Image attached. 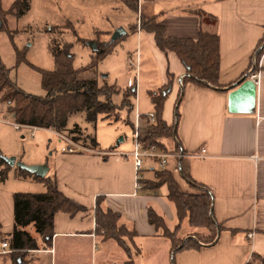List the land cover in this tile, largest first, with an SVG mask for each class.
Returning <instances> with one entry per match:
<instances>
[{
	"label": "crops",
	"instance_id": "0c3cea01",
	"mask_svg": "<svg viewBox=\"0 0 264 264\" xmlns=\"http://www.w3.org/2000/svg\"><path fill=\"white\" fill-rule=\"evenodd\" d=\"M143 3L145 14L141 15L145 18L159 16L167 37L196 40L203 31L219 38L221 91L194 85L185 88L179 106L176 138L188 159L192 180L212 194L213 217L222 230L213 244L177 252L172 262L171 242L147 219V209L152 208L168 229L173 230L178 223L175 207L167 200L165 186L164 194L160 193L163 187L157 191L137 189L130 156L131 160L118 157L102 160L93 153H61L55 156L53 168H48L46 175L52 172L58 190L87 211L73 217L56 214L49 248L44 247L38 235H31L37 240L38 250L28 252L26 264L39 255L53 257L58 248L61 258H79L97 241L104 247L99 264H105L109 255L114 257L113 247H119L118 244L96 233L97 197L102 199V210L118 213V225L134 232L129 243L138 254L139 264H248L252 254L264 259V52L258 64L254 56L264 38V0H190L168 10L157 0ZM196 12L213 18L215 23L209 18L207 21L214 24L208 26ZM131 33L140 39L138 62L144 54L158 69V89L168 85L171 78L162 118L172 125V110L185 68L174 53H164L156 47L153 34L140 29ZM244 84L250 85L243 88ZM139 115H153V106L149 115ZM176 166L175 160L169 159L166 169L173 173L180 191L192 193ZM198 234L207 235L208 231L190 233L185 240ZM1 255L9 256V252L1 251ZM112 262L123 264L126 261L121 262L117 254Z\"/></svg>",
	"mask_w": 264,
	"mask_h": 264
},
{
	"label": "trees",
	"instance_id": "16d2710c",
	"mask_svg": "<svg viewBox=\"0 0 264 264\" xmlns=\"http://www.w3.org/2000/svg\"><path fill=\"white\" fill-rule=\"evenodd\" d=\"M120 1L127 9L134 13L137 12V0ZM29 7L30 0H14L7 10H3L0 0V30L7 17L19 19L29 10ZM196 14L202 21L210 18L200 12H196ZM210 19L215 23L213 18ZM56 28L62 31L68 27ZM137 28V25H135L133 31ZM139 29L153 34L156 47L161 52L174 53L185 68V74L180 83L179 96L174 107L175 122L172 125H168L162 118L164 102L171 83L170 78L168 85L150 93L154 121L150 122L147 116H141L140 119L145 122V125L138 130V141L143 147L152 145L160 152L178 155L174 159L177 164L175 169L193 191L192 193L180 191L172 172L167 169L155 170L153 167L149 168V171L153 173L154 179L140 178L138 180L141 187L148 191H157L165 186L167 189V200L175 207L178 223L173 230L167 228L163 218L152 208L147 209L148 222L157 231H161L162 236L171 242L173 262V256L177 252L198 250L203 245L213 244L217 234L222 230L221 225L213 217V196L205 186L192 180L188 169V159H186V154L176 138V127L180 116L179 106L185 88L188 85H194L221 91L222 86L218 83L220 63L219 38L216 34L203 31L199 33L196 40L167 37L157 15L148 18L141 17L139 19ZM125 36L126 34L120 39ZM116 41L97 45V50L92 56L91 62L85 67L74 68L70 46L51 40L49 51L54 61V69L52 71H44L30 65L41 76L40 85L44 91V96L31 95L20 89L10 78L8 70L0 62V104L6 106V111L12 116L15 125L35 127L54 132L63 131L68 118L80 112L84 113L85 121L88 123H95L98 117L117 121L121 110H126L129 113L133 110V100L136 95L134 87L120 90L115 85H108L104 80L99 82L96 78L80 79L82 74L96 70L98 63L113 51ZM261 44L262 46L257 48L258 50L254 54L255 64H258V60L264 52V38ZM23 61V53L18 52L16 63L19 64ZM256 68L255 65L254 71ZM118 94H121L122 99L119 105H115L112 102V97ZM127 124L134 131V124L129 121ZM73 131L77 132V129ZM73 139L79 140L78 137ZM166 140L173 142L170 150L164 144ZM90 143L93 147H96L94 138H90ZM157 161L155 159L153 161L154 164ZM5 163L0 152V169ZM6 175L7 170H0L1 181L6 178ZM16 177L20 179L30 177L42 183L45 187L44 193H14L12 196V232L8 235L4 234L0 225V248L3 243L8 245L10 264H26L28 262V252L38 250L37 240L25 231L27 226L32 225L35 233L41 238L44 247L49 248L54 234L53 223L55 215L62 213L73 217L80 212H86L87 209L65 197L58 190L54 176L46 175L44 178H38L18 169ZM101 202L102 199L97 197L94 210L96 233L102 234L104 239L114 240L124 250L128 260L123 264H133L132 254L125 240L132 239L134 232H128L123 226H119L120 215L110 209L102 210L100 207ZM185 218L188 220L190 227L205 229L208 234L194 235L186 240L177 238L176 232L180 228L181 221ZM248 264H264V259L257 254H252Z\"/></svg>",
	"mask_w": 264,
	"mask_h": 264
},
{
	"label": "rangeland",
	"instance_id": "374dc122",
	"mask_svg": "<svg viewBox=\"0 0 264 264\" xmlns=\"http://www.w3.org/2000/svg\"><path fill=\"white\" fill-rule=\"evenodd\" d=\"M157 1L164 10H168L189 3L190 0ZM13 2L14 0H1V8L7 10ZM141 5V9L138 8L134 13L120 0H30L29 10L19 19L7 17L0 30L1 64L8 70L10 78L20 89L35 96H44V91L40 85V74L30 65L44 71L54 69V61L49 51L51 40L69 45L70 53L73 55V67L80 68L87 66L95 53L89 46L91 42H95L96 45L109 42L118 28L128 31L126 37L116 41L113 51L98 63L96 70L82 74L80 79L96 78L99 82L104 80L108 85H115L120 90L136 87L133 110L130 113L121 110L117 121L98 117L95 123L86 122L84 113H76L68 118L65 129L60 132L69 138L78 137L77 141L80 144L94 149L102 160L112 157L131 160L129 156L134 150L135 138L134 131L127 122L135 125L137 115H149V111L152 110L150 93L156 92L159 87V74L155 63L144 54H141V60L139 58V62H136V56L140 52V39L131 32L143 17L141 14H145L143 10L145 5L144 3ZM204 21L206 24L208 22V26L212 24L211 20V22L206 19ZM63 26L68 28L62 31L56 28ZM18 52L24 55V61L19 64L16 63ZM128 83L131 85L129 86ZM121 99V94H118L112 97V102L119 105ZM171 119L174 123V110ZM144 125L145 122L140 119L139 128ZM74 129H77V132H74ZM90 138L95 139L96 147L91 145ZM164 144L169 150L173 146L171 140L164 141ZM61 145L52 132L36 130L31 136V131L28 129L17 130L12 116L6 111V106L0 104V152L5 161L13 158L14 163L25 166L44 165L52 170L55 156L61 154ZM152 167L155 170H162V167L154 162L145 161L140 173L143 178L154 179L153 173L149 171ZM0 170H7L6 178L0 180V224L2 232L9 234L13 227V194L44 193L45 187L40 182L28 179L29 177L17 178L15 176V172L18 171L17 166L11 167L5 163ZM51 173L49 172L48 176H51ZM165 190V187L161 188L160 193L164 194ZM165 202L167 203L166 200ZM165 220L168 223V219ZM25 230L33 237H37L32 225L27 226ZM193 232H205V229L190 227L185 218L180 223L176 237L185 239ZM125 241L133 253L130 240ZM103 249L104 247L97 241L90 245V249L87 247L81 257L71 259L68 256L61 258L58 248L53 257L39 255L29 264H75L76 262L99 264ZM1 251L0 248V264H9V256L1 255ZM113 252H115L114 257L117 254L121 256V262L128 260L119 247L114 246ZM114 257L109 255L104 263L115 264L112 262ZM132 260L133 264L138 261V254L135 252L132 254Z\"/></svg>",
	"mask_w": 264,
	"mask_h": 264
},
{
	"label": "built area",
	"instance_id": "2783aa9c",
	"mask_svg": "<svg viewBox=\"0 0 264 264\" xmlns=\"http://www.w3.org/2000/svg\"><path fill=\"white\" fill-rule=\"evenodd\" d=\"M146 0H137V5L138 8H140V5L145 2ZM137 29H139V21L137 23ZM136 62H138V55L136 56ZM129 63L131 64V61L129 60ZM256 76L253 75L252 79H255ZM128 85L130 86L131 84L128 83ZM135 89V87H134ZM140 117L141 115H137L136 116V122L134 125V150L131 153L130 157L132 159V163H133V168L135 171V176H136V188L140 189V184L138 183V180L140 179V172H142L145 161H149L152 162L156 159L157 161V165H159L160 167H162L163 169L165 167H167L168 164V160L169 159H175L178 155L175 154H170V153H164V152H160L156 149L155 146H149V147H143L140 142L138 141V130H139V121H140ZM149 118L150 122L154 121V116L150 115L147 116ZM15 128L17 130H21V129H28L31 131V136L34 135V131L36 130H45V129H38L35 127H29V126H20V125H15ZM47 131H51V130H47ZM53 132L54 135L57 136L59 143H61V153L62 154H81V153H93V154H98L94 149L88 148L82 144L79 143V141L74 140L73 138H69L67 136L62 135L60 132ZM181 156V155H179ZM251 237V235H249V238ZM1 249L3 252H9V248L8 245L6 243L1 244Z\"/></svg>",
	"mask_w": 264,
	"mask_h": 264
},
{
	"label": "water",
	"instance_id": "95a60500",
	"mask_svg": "<svg viewBox=\"0 0 264 264\" xmlns=\"http://www.w3.org/2000/svg\"><path fill=\"white\" fill-rule=\"evenodd\" d=\"M0 28H1V22H0ZM126 34V31L123 28H118L111 37V42L116 41L120 38H122ZM90 48L95 52L97 50V45L95 42H91L89 44ZM250 84H244L243 88H246ZM5 161V160H4ZM6 163L9 164V166L14 167L17 166L18 169L25 171L33 176H36L38 178H44L48 172V167L44 165H33V166H25L20 163H14V159L6 160Z\"/></svg>",
	"mask_w": 264,
	"mask_h": 264
}]
</instances>
